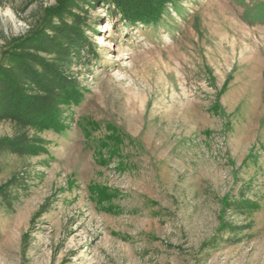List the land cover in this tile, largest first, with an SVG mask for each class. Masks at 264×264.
I'll list each match as a JSON object with an SVG mask.
<instances>
[{"label":"rangeland","instance_id":"obj_1","mask_svg":"<svg viewBox=\"0 0 264 264\" xmlns=\"http://www.w3.org/2000/svg\"><path fill=\"white\" fill-rule=\"evenodd\" d=\"M63 1L0 0V70L37 55L82 95L61 131L0 116V264H264V0Z\"/></svg>","mask_w":264,"mask_h":264},{"label":"trees","instance_id":"obj_2","mask_svg":"<svg viewBox=\"0 0 264 264\" xmlns=\"http://www.w3.org/2000/svg\"><path fill=\"white\" fill-rule=\"evenodd\" d=\"M111 1L124 11V17L129 19L131 23H150L156 21L164 12L165 4L168 2V0ZM71 4L72 0L60 2L53 9L54 15L61 17L64 13H71L69 7ZM43 33L44 30L36 33L31 41L26 39L20 42L17 49H20L21 46L24 48L30 42H33L34 45L44 44V41L43 43L40 41ZM55 34V38L50 39L51 43L49 44L55 46L59 56L65 54L66 47L72 49L80 48V42L85 38L79 28L72 27L71 25L55 27ZM11 57V62L15 63L14 68L7 69V67H4L5 69L0 70V116L13 117L14 119L39 127H53L56 131H61L65 126L60 121L61 110L59 106L77 104L82 98L80 92L75 89V83L63 77L56 65H48V70H46L49 72H54L55 70L57 74L54 79H50L45 73L43 74L37 70H33L35 63L46 65L37 55L15 52ZM15 69H19V72L25 75H16L14 72ZM50 80H53V82ZM29 81H34V83L39 85L42 84L41 86H47L46 93L51 91V89H55V92L58 90V93L56 92L55 96L52 94L37 97L30 96L27 94L28 88H26ZM0 145H10L11 148L20 147L15 143L8 144L0 142Z\"/></svg>","mask_w":264,"mask_h":264}]
</instances>
